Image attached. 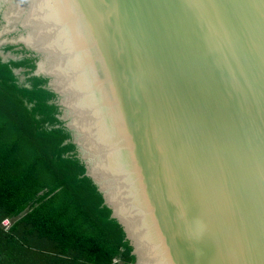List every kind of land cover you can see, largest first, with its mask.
Segmentation results:
<instances>
[{
	"label": "water",
	"instance_id": "water-1",
	"mask_svg": "<svg viewBox=\"0 0 264 264\" xmlns=\"http://www.w3.org/2000/svg\"><path fill=\"white\" fill-rule=\"evenodd\" d=\"M0 104L137 264H264V0H0Z\"/></svg>",
	"mask_w": 264,
	"mask_h": 264
},
{
	"label": "trees",
	"instance_id": "trees-1",
	"mask_svg": "<svg viewBox=\"0 0 264 264\" xmlns=\"http://www.w3.org/2000/svg\"><path fill=\"white\" fill-rule=\"evenodd\" d=\"M8 221V226L4 222ZM137 264L0 104V264Z\"/></svg>",
	"mask_w": 264,
	"mask_h": 264
},
{
	"label": "rangeland",
	"instance_id": "rangeland-1",
	"mask_svg": "<svg viewBox=\"0 0 264 264\" xmlns=\"http://www.w3.org/2000/svg\"><path fill=\"white\" fill-rule=\"evenodd\" d=\"M8 224H9V222L8 221H5L3 225L4 226H8Z\"/></svg>",
	"mask_w": 264,
	"mask_h": 264
},
{
	"label": "built area",
	"instance_id": "built-area-1",
	"mask_svg": "<svg viewBox=\"0 0 264 264\" xmlns=\"http://www.w3.org/2000/svg\"><path fill=\"white\" fill-rule=\"evenodd\" d=\"M116 264H118L119 262L118 261H115Z\"/></svg>",
	"mask_w": 264,
	"mask_h": 264
}]
</instances>
